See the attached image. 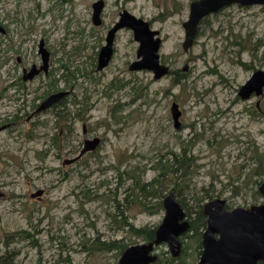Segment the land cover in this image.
<instances>
[{"label":"rangeland","instance_id":"374dc122","mask_svg":"<svg viewBox=\"0 0 264 264\" xmlns=\"http://www.w3.org/2000/svg\"><path fill=\"white\" fill-rule=\"evenodd\" d=\"M94 1L0 0L7 29L0 33V127L7 125L0 130V256L16 252L15 264H118V250H91L93 240L146 242L120 227L121 211L137 228L158 227L166 213L158 203L174 187L192 216L208 196L233 206L261 200L264 94L244 100L239 90L264 69V5L231 4L210 14L185 51L183 23L194 0H105L99 26ZM124 10L161 32L169 75L155 79L151 71L129 69L140 46L129 27L117 33L111 62L98 70L108 30ZM42 40L50 51L48 75L40 70L37 79L21 82L24 68L42 65ZM60 89L72 90L65 119H58L59 108L35 114V104ZM95 137L96 151L65 163ZM184 149L193 174L166 176L163 164ZM137 182L158 192L146 196ZM193 241L185 239L179 261L197 262ZM156 253L174 258L167 242Z\"/></svg>","mask_w":264,"mask_h":264},{"label":"water","instance_id":"95a60500","mask_svg":"<svg viewBox=\"0 0 264 264\" xmlns=\"http://www.w3.org/2000/svg\"><path fill=\"white\" fill-rule=\"evenodd\" d=\"M231 4H239L242 6L250 5H264V0H195L190 5L189 18L184 22L185 40L183 42V49L188 51L195 44L198 37L201 22L204 18L212 13H216L224 7ZM105 7L104 0H97L93 4V22L99 25L102 22V12ZM120 20L110 29L107 35L106 44L102 47L99 54V69L106 67L112 59L114 53V39L116 32L122 28L129 27L134 31V38L140 43L138 49V59L130 65L131 70H148L153 72L156 79L162 78L169 74L170 68L168 65L161 62V48L163 44L160 31L153 29L149 21L144 18L137 17L136 15L124 10L120 15ZM0 32L5 33V27L0 24ZM40 52L43 57V65L40 69L36 66L25 76V79L33 78L40 70L47 71L48 62L50 59V53L45 48L44 40L40 44ZM70 94V91H60L53 93L37 109V112L43 111L58 102L62 98ZM260 96L264 94V69L255 71L248 81L240 88L239 95L242 99H249L252 95ZM172 113L176 128H179L182 124L180 121L181 110H179L178 103L172 104ZM7 125L1 126L0 130L5 129ZM101 142V138L95 137L93 139H87L85 141L82 151L71 159H66L65 163H74L79 160L88 151L96 150ZM261 192L264 193V184L260 187ZM43 191H39L41 194ZM34 194L33 196H35ZM221 202L219 200H215ZM163 206L165 208V217L162 223L156 230V237L153 241L137 243L128 246L122 253L118 264H152L156 261L158 256L155 253V248L163 242H167L169 248L174 256H178L181 251V241L179 237L189 228V223L183 221L186 217V211L182 204L177 200L173 191L163 200ZM206 205L205 210L207 211ZM208 212V211H207ZM210 212V211H209ZM211 213V212H210ZM264 216V206H253L251 209L237 208L233 212H226L223 215L212 214L211 221H230L234 223L236 221H252L256 219L258 222L263 219L260 216ZM223 224L224 230L222 231L223 238L219 240L218 244L225 243L226 245L232 244L234 237L235 227L232 224ZM218 228V227H217ZM220 230V229H219ZM213 229L209 230V236L211 237ZM257 248L258 242H257ZM258 250V249H257ZM210 249L207 247L204 256L201 258L200 264L204 263L208 259V253ZM233 252V251H232ZM259 256V253L257 252Z\"/></svg>","mask_w":264,"mask_h":264},{"label":"flooded vegetation","instance_id":"af4514ba","mask_svg":"<svg viewBox=\"0 0 264 264\" xmlns=\"http://www.w3.org/2000/svg\"><path fill=\"white\" fill-rule=\"evenodd\" d=\"M96 1H94V2H96ZM94 2H93V4H94ZM105 5H106V1H105ZM93 11H94V9H93ZM121 13H120V15H121ZM102 22H103V20H102ZM102 22L99 25H101ZM3 26L5 27V25H3ZM5 29H6V27H5ZM110 29L108 30V32L110 31ZM119 31L116 32L115 39H116L117 33ZM6 32H7V29H6ZM0 33L5 34L3 32H0ZM107 35H108V33H107ZM160 36H161V33H160ZM106 39H107V36H106ZM115 39H114V43H115ZM162 40H163V38H162ZM44 43H45V48L48 50V48L46 47L45 40H44ZM40 44H41V42H40ZM40 44H39V52H40ZM102 47H101V49H102ZM113 48H114V44H113ZM138 49H137V56H138ZM49 53H50V51H49ZM99 54H100V52H99ZM113 55H114V53H113ZM41 56H42V53H41ZM112 58H113V56H112ZM137 59H138V57H137ZM111 60H110V62H111ZM42 61H43V57H42ZM161 62H162V57H161ZM43 64L44 63H42V65ZM49 64H50V59H49V62H48V66H49ZM164 64H166V63H164ZM34 66H36L37 69L41 68V66L38 67L37 64H34L31 67L30 70H28V68H24L23 72H22L23 73L22 79H20L21 82L22 81L27 82L28 80H34L35 78L37 79L41 75V72H39L33 78L25 79V76L33 69ZM169 68H170V66H169ZM103 69H99V57H98V70H103ZM129 69H130V66H129ZM132 71H140V70H132ZM171 72H172V70L170 68L169 74ZM45 74L48 75V71H45ZM165 76H167V75H165ZM165 76H163V77H165ZM23 85H25L24 82H23ZM60 91H61V89L57 90L56 92H54L52 90L53 93H57V92H60ZM68 91H70V94H71L72 90H68ZM52 92H51V94H53ZM51 94H49L48 96H50ZM69 95H67L66 97L62 98L61 100H59L58 102L54 103L53 105H51L50 107H48L47 109H45L43 111H48V110H51V109L52 110L55 109V106L59 105L63 99H65V98L67 99V97ZM48 96L45 99H43L42 101H40L39 103L35 104V106H36L35 114L43 112V111L37 112V109L44 102V100H46L48 98ZM254 96H256V95L255 94L252 95L249 99H251ZM244 100H247V99H244ZM79 106L80 105H77V109L80 108ZM171 109H172V107H171ZM179 110H180V107H179ZM78 114H80V113H78ZM174 124H175V122H174ZM180 127H182V124H181ZM180 127L177 128V129H180ZM83 131H84L85 134H87L88 129H87L86 126H84ZM89 139H91V138H89ZM86 140L87 139H85V141ZM85 141H84V145H85ZM100 145H101V142H100L99 146L97 147V149L100 147ZM96 150H93V151H96ZM93 151H88L87 153L93 152ZM87 153H85L83 156H85ZM79 160H77V161H79ZM263 184H264V182H261L258 185L259 187H258V190L256 192L257 193L256 195H259L261 197V200L256 199L251 204H247V205L239 204L237 206H233L230 203L229 199L223 198L221 195H217L215 197L214 196H208L206 198L207 201L201 206V208H199L196 211V213H194V216H192L193 214L191 215L188 212H186V217L184 218L183 221H187L189 223V228L184 233H182L180 235V237H179V240L181 241V244H182L181 245L180 254L178 256H174L172 254L170 248H169L172 256L176 259V262L177 263L180 262L181 264H189L187 261H179L178 259L179 258L181 259L182 255L184 254L185 239L187 237H189V238L193 237L194 238L193 242L195 243L194 249H195L196 254H198V260H197L196 263L192 262V264H200L201 258H202V256H204V253L206 252L207 247L210 249V252L208 253V259L202 264H264V216L263 215L260 216V218H262L263 220L259 221V222L256 219H252V221H246V220L245 221H241V220H239V221H236L234 223H231L230 221L221 222L220 220H218V221H211L210 220L211 213L213 215L214 214L223 215L226 212H233L237 208H245V209L249 210L253 206H261V205L264 206V193L261 192V190H260V187ZM215 200H219L221 202H218V201H215ZM180 203L182 204V202H180ZM206 205L208 206V208H207L208 212L205 210ZM223 224H226L227 226L228 225L231 226L233 224L234 227H235L232 244L226 245L225 243H223V244H218L217 243L219 240H221L223 238V234H222V231H221V230H224ZM210 229H213V233H212L211 237H208ZM146 242H148V241H146ZM257 242H258L259 248H257ZM257 252L259 253V256L257 255ZM155 253H156V248H155ZM156 255L158 256V258H157L156 261L152 262V264L156 263L158 261V259L160 258V256L157 253H156Z\"/></svg>","mask_w":264,"mask_h":264},{"label":"trees","instance_id":"16d2710c","mask_svg":"<svg viewBox=\"0 0 264 264\" xmlns=\"http://www.w3.org/2000/svg\"><path fill=\"white\" fill-rule=\"evenodd\" d=\"M68 79V78H67ZM70 79V78H69ZM181 80H177V83H180ZM65 102H66V98L63 99L61 101V103L59 105L55 106L56 108H59L60 110L57 111V116L58 119L60 120L61 116L62 118L65 117V115L67 114V109H65L66 107H64V109H62L63 106H65ZM75 104L79 105V103L77 101H73ZM81 104V103H80ZM36 108V107H35ZM65 113V114H63ZM65 119V118H64ZM172 155L174 156V161L173 163L166 162L163 164V167L169 166L167 167L168 169L165 171L166 176H168L169 174L173 173V174H178L177 175V179L181 178L180 172H182V174L184 176H188L193 174V169H191V167H193V163H187L188 160V153L187 150L184 149L182 154H177V153H172ZM261 161L259 159V168H258V175H264V167L262 170L261 169ZM164 174V175H165ZM163 177V175H161ZM156 181V179L154 180V182ZM160 183L161 186L164 185L163 181H158ZM134 185H136V187L141 191V193H145L146 196H153L156 194V192H158L157 190H155L154 192L152 191H148V184H143L142 186H138V182L134 183ZM175 185V184H174ZM176 186V185H175ZM173 192L176 191V188L174 187ZM178 199V198H177ZM179 200V199H178ZM180 201V200H179ZM181 202V201H180ZM120 203L119 206L117 208L118 211H120ZM158 206L160 208L164 207L163 206V201L158 203ZM201 208V207H200ZM121 215H122V219L121 221L123 222V226L120 227H129V231H133L135 232V234H137L139 237L143 238L144 241H153L156 237V229L157 227H151V228H147V227H140L137 228L135 227L131 222H129L128 220V216L124 215V211H121ZM125 227V228H126ZM131 244H126L124 241H112V242H99L97 240H93L92 244L89 246V248L95 249L97 251H113V250H118V252L122 255V253L124 252V250L130 246ZM87 247V246H86ZM12 253V254H11ZM16 252L14 251H7V253H5L4 255L0 256V264H15V257H16ZM154 264H181L180 262H176V259L171 258L163 260L162 258H159L158 261Z\"/></svg>","mask_w":264,"mask_h":264}]
</instances>
